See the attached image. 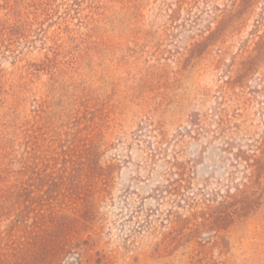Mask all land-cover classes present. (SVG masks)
Instances as JSON below:
<instances>
[{
    "label": "rangeland",
    "instance_id": "1",
    "mask_svg": "<svg viewBox=\"0 0 264 264\" xmlns=\"http://www.w3.org/2000/svg\"><path fill=\"white\" fill-rule=\"evenodd\" d=\"M0 264H264V0H0Z\"/></svg>",
    "mask_w": 264,
    "mask_h": 264
}]
</instances>
